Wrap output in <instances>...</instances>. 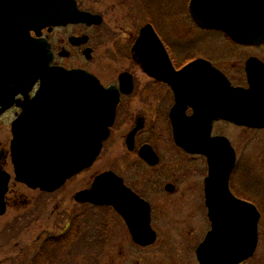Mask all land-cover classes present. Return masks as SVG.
Masks as SVG:
<instances>
[{
    "label": "water",
    "instance_id": "obj_1",
    "mask_svg": "<svg viewBox=\"0 0 264 264\" xmlns=\"http://www.w3.org/2000/svg\"><path fill=\"white\" fill-rule=\"evenodd\" d=\"M189 12L200 27L222 30L239 43H264V0H190ZM102 21L101 14L80 9L77 0H0V110L11 106L16 94L25 95L17 100L22 112L12 125L11 152L16 178L34 188L56 190L95 162L110 135L120 99L119 89L106 87L94 73L53 64L54 52L43 29ZM88 39L87 34L71 36L70 42L79 45ZM150 46L160 48L149 55ZM134 50L147 71L175 90L177 103L170 115L176 142L208 157L205 191L212 225L196 249L200 264L244 262L256 252L261 211L231 190L236 151L227 137L211 136V130L218 118L264 128V61L257 56L247 59V87L233 85L203 58L177 71L150 22L140 29ZM84 54L89 58L91 47ZM126 75L120 80L122 87L129 86L124 89L128 92L132 80L126 83ZM37 82L39 88L30 97ZM186 100L195 109L189 117L183 115ZM133 134L128 137L130 146ZM140 153L148 158L146 147ZM5 190L0 189V214L5 212ZM76 198L115 206L136 243L155 242L149 204L113 171L99 174Z\"/></svg>",
    "mask_w": 264,
    "mask_h": 264
},
{
    "label": "rangeland",
    "instance_id": "obj_2",
    "mask_svg": "<svg viewBox=\"0 0 264 264\" xmlns=\"http://www.w3.org/2000/svg\"><path fill=\"white\" fill-rule=\"evenodd\" d=\"M189 1L78 0L81 9L101 13L103 24H72L57 29L50 40L58 45V40L67 41L70 33L89 34L88 45L93 47L91 58L74 50L67 42L66 47L72 55L66 58L58 56L57 59L65 66L79 64L86 67L95 72L105 85L116 82L118 74L128 69L137 75L142 85L148 77L131 58L130 50L141 26L153 22L160 35L171 45L178 63L195 56L209 57L231 74L234 84L246 83L245 60L251 54L264 59V45L242 46L222 31L200 28L188 12ZM144 107L138 98L131 104L129 101L123 105L112 135L105 141L95 163L56 190L50 198L44 196L46 205L37 215L22 220L17 216L21 211L14 209L0 214V263L14 259L15 263H7L22 264L27 256L29 259L25 263L30 264L33 254L41 251L39 243L31 249L37 239L44 234L61 235L69 228L73 217L82 212L80 219L74 222L81 227L78 240L61 250L56 263L49 264H200L196 247L211 227V221L205 214L207 209L202 191L195 193V212L194 205L164 203L157 206L165 215L157 217L159 236L148 246L136 244L126 223L110 210L104 212L100 208L81 206L74 200L76 190L88 185L98 172L109 167L121 169L132 181H144L147 172L145 164L136 154L128 153L123 138L134 123L135 111ZM149 108L145 107L148 112ZM148 118V127L156 135V143L170 154L166 140L168 122L164 115L161 113L159 116L158 110L152 107ZM217 130L225 131L237 148L239 161L233 172L235 185L243 190L244 198L258 205L262 213L257 250L242 264H264V128L219 123ZM150 132L143 134L151 135ZM104 225H107L105 242L98 244L96 241L103 235L101 229ZM18 258L19 262H16Z\"/></svg>",
    "mask_w": 264,
    "mask_h": 264
},
{
    "label": "flooded vegetation",
    "instance_id": "obj_3",
    "mask_svg": "<svg viewBox=\"0 0 264 264\" xmlns=\"http://www.w3.org/2000/svg\"><path fill=\"white\" fill-rule=\"evenodd\" d=\"M104 22V16H103V21L98 24L101 25ZM158 33L161 42L163 43V46L165 47L168 57L170 59V62L172 66L174 67L175 70H180L182 69L185 65L188 63L192 62L193 60H196L198 58H203L205 60H208L212 66L220 69L231 81L233 85L236 86H247V75H246V61L250 56H257L260 59L264 61L263 58H261L257 54H251L249 55L246 60H245V76H246V83L244 84H234L231 80V74L226 71V69L220 67L219 65L216 64V62L205 56H195L191 59H188L184 61L183 63H178L177 60L175 59V55L173 53V49L168 42L160 35L159 31L156 29L155 25L153 22H151ZM72 24L68 25H61V26H56L53 27L51 30L45 29L43 30V36H45L48 41L51 44V49L54 52V60L53 63L55 64H62L57 57H69L72 55V52L70 49L66 47L67 42L71 44L74 50L83 53L84 50L87 49L88 47H91L88 45V42L90 40V36L88 39V42L84 44H72L70 42V37L71 36H80L86 33H70L67 35V41L66 39L64 40H58L59 43L58 45H54L50 38L52 39L51 35L54 34V32L57 29L60 28H65L66 26H69ZM97 26V25H96ZM142 27V26H141ZM140 33V30H139ZM139 35V34H138ZM137 35V37H138ZM135 38L132 46H131V58H133L142 68V70L146 73L148 79L145 81L142 85L139 84L137 75L131 71V70H123L118 74V78L116 82H113L109 85H105L101 78L95 73L90 71L84 66H81L79 64L77 65H72V66H66L69 68H83L86 69L92 73H94L100 81L106 86H116L119 91H120V99L119 103L117 105V111H116V117L114 124L111 127L110 135L109 137L105 140L107 141L113 131V126L117 122L118 115L125 103H128L130 101V104L135 101L136 98H138L142 104L145 107H155L158 110L159 116L164 115L165 119L168 122V133L166 136V140L169 142L170 146V154H167L163 149L160 148L159 144L156 143V135L153 134V131L150 127H148L149 123V112L147 109L140 108V110H136L134 113V119L131 124V127L129 130L123 134V138L125 139V145L128 150V153H134L137 155L138 159H141L142 162L145 164L146 167V174L143 177L142 182L138 180H130L128 176L119 168H107L104 169L100 172H98L94 179L101 173L105 171H113L115 174H117L123 181V184L132 190L134 193H136L141 199L145 200L149 206H150V216H151V226L152 228L156 231L157 238L159 236L160 228L158 225H156L157 217H160L159 215H165L163 213L164 211H161L160 209L157 208L159 207L160 204L164 205L165 204H177L178 206H181V204H187V205H194L193 200L196 198V192L197 190L202 191V199L205 202V208L207 209L206 215H208V207L206 204V191H205V186H206V177L209 174V162H208V157L204 153H199V152H190L186 150L183 146L179 145L176 140H175V135H174V129H173V122L171 118V110L174 107V105L177 103V98H176V93L173 88V86L168 82L163 79H159L157 76L151 74L149 71H147L143 63L139 61L137 57H135V50H134V45L136 42ZM54 39V37H53ZM235 42V41H234ZM237 43V42H236ZM239 44V43H238ZM242 46H261L264 44H258V45H244L241 44ZM160 47H148V53L151 55L153 51L159 50ZM68 51V54L63 56L60 53L62 51ZM93 54V47H91V56ZM85 55V54H84ZM63 65V64H62ZM65 66V65H64ZM125 73L127 74V80L126 83H129V78L132 80V86L128 92H126L124 89H129V86L124 85L123 87L121 86V75ZM39 87V82H37L28 92L29 96H34L37 89ZM25 98V95L22 93H18L15 95V101L14 103L7 107L4 108L3 110H0V189L4 187L6 190L3 195V202L5 206V212L6 213L9 209H14L18 213L17 216H19V219L25 220L27 217L30 218L37 215L46 205V200L44 196H47V198H50L52 194L55 193L56 190L62 188L66 183L73 179L75 176L78 174L82 173L83 171L87 170V168L83 169L79 173L75 174L71 178H69L60 188L49 191L41 188H34L27 183L20 181L16 178V174L14 171V163L12 159V154H11V142L14 137V133L12 130V124L14 120L19 116V114L22 111V106L18 104V99L23 100ZM185 110L183 112V115L186 117L192 116L194 114V107L190 102L185 101ZM2 105H0V109H2ZM219 123L225 124H231L232 122L223 119V118H218L214 119L212 122V130H211V136H225L227 137L233 147L235 148L236 151V163L235 167L231 173L230 176V188L233 191V193L240 197L243 198V190H240L237 188V186L234 183V178H233V172L238 164L239 161V156L237 152V148L233 144V141L231 140L230 136L226 134L225 131H218L217 126ZM225 123V124H224ZM234 124V123H232ZM236 125V124H235ZM242 127V126H239ZM153 128V127H152ZM134 131L133 134V144L130 146L128 143V137L130 134ZM146 131H151V135H145L143 132ZM155 132V131H154ZM156 133V132H155ZM104 141V143H105ZM103 143V147H104ZM102 147V149H103ZM146 147L148 150V158H145L141 155L140 150ZM102 152V150H101ZM100 152V154H101ZM99 154V155H100ZM99 157V156H98ZM97 157V159H98ZM96 159V160H97ZM95 163V162H94ZM207 171L206 174L204 175V171ZM92 182H90L88 185L76 190L74 193V200L76 203H79L81 206H87V207H95V208H100L104 212H110L116 215L118 218H121L127 225L128 229L129 226L124 218V216L119 212V210L113 206V205H108V204H94L92 202H83L79 201L76 198V195L79 191L83 189L90 188L92 186ZM50 200V199H48ZM194 212H195V205H194ZM81 213H77L73 219L70 222L69 228L64 232H69L72 228V225L75 221H78L80 217L82 216ZM197 214V213H196ZM195 214V215H196ZM198 215V214H197ZM209 218V215H208ZM210 220V218H209ZM211 229V227L208 229V231ZM107 230V225H104L101 229V231L105 234ZM207 231V232H208ZM129 232L132 236V233L129 229ZM206 232V234H207ZM206 234L204 235L203 239L205 238ZM45 235V234H44ZM51 236V235H49ZM40 236L39 238H41ZM133 237V236H132ZM38 238V239H39ZM37 239V240H38ZM203 239L198 243L197 247L199 244L203 241ZM155 240V242H156ZM196 247V249H197ZM242 264V263H241Z\"/></svg>",
    "mask_w": 264,
    "mask_h": 264
},
{
    "label": "trees",
    "instance_id": "obj_4",
    "mask_svg": "<svg viewBox=\"0 0 264 264\" xmlns=\"http://www.w3.org/2000/svg\"><path fill=\"white\" fill-rule=\"evenodd\" d=\"M81 233V227L79 223H74L72 225V228L69 232H66L64 234L58 235V236H49V235H43L41 238H39L35 244L31 247H35L36 244H40L41 251L38 253H34L32 256V259H30V264H49V262H57L60 252L66 249L71 244H75V242L78 240ZM103 235L99 236L98 241H96L98 244H103L105 242L104 233L101 232ZM92 244V242H90ZM54 246V250L51 251V248ZM62 250V251H61ZM31 252V250L29 251ZM28 252V253H29ZM27 253V255H28ZM29 257L25 256L22 264H26L25 260H28ZM14 259H9L8 261L1 262L0 264H6L7 262L13 261ZM16 262H19V258ZM8 264V263H7Z\"/></svg>",
    "mask_w": 264,
    "mask_h": 264
}]
</instances>
